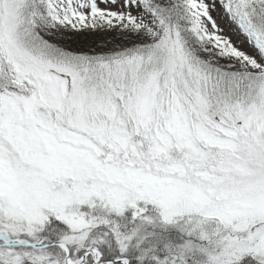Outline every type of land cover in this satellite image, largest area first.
Here are the masks:
<instances>
[{
  "label": "snow or ice",
  "instance_id": "1",
  "mask_svg": "<svg viewBox=\"0 0 264 264\" xmlns=\"http://www.w3.org/2000/svg\"><path fill=\"white\" fill-rule=\"evenodd\" d=\"M0 264H264V0H0Z\"/></svg>",
  "mask_w": 264,
  "mask_h": 264
},
{
  "label": "rangeland",
  "instance_id": "2",
  "mask_svg": "<svg viewBox=\"0 0 264 264\" xmlns=\"http://www.w3.org/2000/svg\"><path fill=\"white\" fill-rule=\"evenodd\" d=\"M213 15H215V14H213ZM221 26L223 27L224 25L222 24ZM225 35H230V36H232V41H233V43L235 44V46H237L238 48H241V49H243V50H247V46L244 45V44L239 43V41L237 40V38L235 37V35H233V34L230 33V32H225Z\"/></svg>",
  "mask_w": 264,
  "mask_h": 264
}]
</instances>
